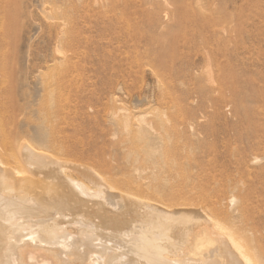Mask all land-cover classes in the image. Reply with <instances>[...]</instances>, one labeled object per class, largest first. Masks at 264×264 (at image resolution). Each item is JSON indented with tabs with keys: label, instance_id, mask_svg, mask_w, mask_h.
Masks as SVG:
<instances>
[{
	"label": "bare ground",
	"instance_id": "1",
	"mask_svg": "<svg viewBox=\"0 0 264 264\" xmlns=\"http://www.w3.org/2000/svg\"><path fill=\"white\" fill-rule=\"evenodd\" d=\"M187 1L146 0L151 5L146 18L151 24L165 12L177 14L182 24L212 26L211 14L204 11L208 4L197 0V11ZM108 2L127 10L126 0ZM132 20H126L128 32L137 26ZM49 26L53 55L31 68L34 78L41 79L40 92L22 102L8 73L2 75L0 264H264V245L256 241L264 240V230L247 218L246 206L237 205L241 197L225 202L224 188L215 187L228 166L246 165L247 145L263 137V86L231 85L240 103L241 128L226 148L237 151L235 160L230 153L220 161L210 143L202 151L207 160L177 179L176 169L200 157L179 128L184 120H159L156 127L150 125L152 131L126 138L120 154L100 152L91 140L69 130L70 100L63 105L56 100L67 70L57 84L52 73L58 64L71 62V55L61 52L67 26ZM74 41H69L72 54ZM1 63L4 71L10 68ZM160 123L164 131L157 130ZM146 124L143 120L142 127ZM144 170L153 177H144Z\"/></svg>",
	"mask_w": 264,
	"mask_h": 264
},
{
	"label": "rangeland",
	"instance_id": "2",
	"mask_svg": "<svg viewBox=\"0 0 264 264\" xmlns=\"http://www.w3.org/2000/svg\"><path fill=\"white\" fill-rule=\"evenodd\" d=\"M108 1L0 0V89L7 72L22 102L39 93L41 79L34 78L31 68L53 55L50 23L65 25L68 37L63 38L61 52L71 55V62L58 64L52 73L57 84L67 70L56 100L61 105L70 100V131L91 140L100 152L120 154L126 138L152 131L150 125L156 127L163 118L180 119L184 123L179 128L200 157L176 169L177 179L207 160L202 151L210 143L216 145L220 161L231 154L235 160L237 151L226 148L241 128L240 103L231 85L253 82L264 88V0H202L212 24L204 29L179 23L177 14L165 12L150 24L146 9L151 5L146 0H126L127 10L111 7ZM187 3L198 11L197 0ZM130 19L137 26L128 32ZM72 39L75 54L70 52ZM1 61L10 68L4 71ZM143 120L148 124L142 127ZM159 125L157 130H163ZM262 136L247 145L246 165L228 166L215 187L224 188L225 202L233 195L241 197L237 205L246 206L247 218L264 230V132ZM144 147L140 145V151ZM255 156L261 161H252ZM142 174L153 177L150 170ZM235 222L240 224V219ZM256 241L264 245V240Z\"/></svg>",
	"mask_w": 264,
	"mask_h": 264
}]
</instances>
